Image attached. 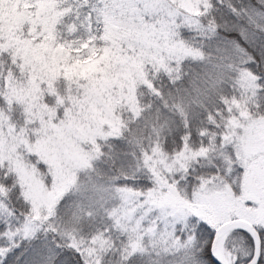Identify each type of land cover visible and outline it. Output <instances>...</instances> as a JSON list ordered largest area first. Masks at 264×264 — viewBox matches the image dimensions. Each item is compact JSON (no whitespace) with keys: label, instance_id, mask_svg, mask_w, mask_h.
I'll use <instances>...</instances> for the list:
<instances>
[{"label":"rangeland","instance_id":"obj_1","mask_svg":"<svg viewBox=\"0 0 264 264\" xmlns=\"http://www.w3.org/2000/svg\"><path fill=\"white\" fill-rule=\"evenodd\" d=\"M55 1L35 0L26 6L33 4L34 16L67 42L54 44V52L33 67L27 83L14 88L17 99L40 110V118L35 115L33 126L27 128L8 125L0 131V164L16 174L31 215L60 232L61 239L84 244L87 255L114 253L122 247L126 254L118 255L115 264L133 252L154 264H191L193 237H176L174 227L192 215L214 227L213 253L220 261L264 260V246L260 248L255 236L256 228L264 225V114H253L248 105L261 81L247 66L250 56L238 43H229L224 52L218 46L219 60L212 63L234 69L231 79L238 88L234 115L226 119L216 143L168 153L156 140L148 141L146 156L136 162L141 171L147 169L153 184L142 190L91 172L95 140L117 133L115 106L119 102L133 106L135 84L144 78L143 64L168 67L203 55L178 30L197 25L194 13L200 14L207 0H92L91 10L80 7L66 21L60 19L65 10L57 9ZM95 30L102 37L98 56L76 59L75 52L86 47ZM60 53L72 57L63 66L65 77L60 81H68L67 97L56 95L50 101L61 110L46 108L39 94L42 89L53 91L49 77ZM25 150L48 166L49 185L24 156ZM197 163L201 169L194 174ZM190 173L194 176H187ZM63 195L62 207L56 208ZM35 218L26 217V223L35 224ZM82 222L91 234L81 230ZM96 222L104 231L90 227ZM243 231L251 233L252 244L243 239ZM244 256H249L246 263L241 261Z\"/></svg>","mask_w":264,"mask_h":264},{"label":"trees","instance_id":"obj_2","mask_svg":"<svg viewBox=\"0 0 264 264\" xmlns=\"http://www.w3.org/2000/svg\"><path fill=\"white\" fill-rule=\"evenodd\" d=\"M27 2L34 4L35 0H0V131L8 125L17 130L23 126H33L35 115L39 120L40 110L28 108L22 100L17 99L19 93L14 88L27 83L33 74V67L54 52V44L64 46L67 42L64 38H56L48 30V24L35 17L34 5L26 6ZM92 4V0L55 1L57 9L65 10L61 21L68 20L80 7L91 10ZM194 17L197 25L181 27L178 32L188 45L203 55L181 59L168 67L148 62L143 64L144 78L135 84L133 106L124 102L115 106L120 120L117 133L95 140L97 152L91 167L94 175L114 184L142 190L153 184L147 169L141 171L136 162L146 156L148 141L156 140L161 149L168 153L183 146L200 148L218 141V133L226 119L234 115L232 102L238 93L237 85L231 79L234 69L212 64L219 60L218 46L221 52L229 43H238L246 49L250 56L247 66L258 74L261 81L254 101L248 105L253 114H264V0H207L200 14L194 13ZM95 33L86 47L75 52L79 54L76 59L98 56L102 37L97 30ZM91 47H94V51ZM38 55L41 57L37 59ZM56 57L49 77L55 87L52 92L42 89L39 94L44 96L46 108L54 106L61 110L58 104L51 105L50 101L56 95L61 99L67 97L64 87L68 88V81L66 78L65 83L60 81L65 77L63 66H68L72 57L61 53ZM234 65L239 66L238 62ZM212 67L216 68L215 71ZM69 90L73 93L74 88L71 90L69 85ZM25 152L24 156L45 176L44 181L49 185L47 176L51 173L48 166L31 151ZM196 167L198 169L194 174L201 169L198 163ZM187 176L194 175L190 173ZM64 201L63 195L56 208L60 207L59 204L62 207ZM28 203L21 193L16 174L1 163L0 225L3 228H0V260L18 244H23V250L16 254V264H55L65 252L69 254L63 256L61 264H115L118 255L126 254L121 247L114 253L105 250L96 257L87 255L83 250L84 244L76 246L65 238L61 239L58 237L60 232L51 230V226L31 215ZM28 216L37 219L36 222L32 219L35 224L26 223ZM94 224L90 226L92 229L104 231V225L98 222ZM81 225L85 233H92L86 226L88 224L82 222ZM174 229L176 237L187 234L193 237L191 264H219L213 253L215 229L208 221L192 215L185 222H178ZM238 232L241 233V230ZM242 235L252 244L250 232L243 231ZM255 236L262 248L264 225L256 228ZM34 238L41 242L39 249L33 247ZM235 242L241 245L237 240ZM247 243L246 248H249ZM57 244L59 248L55 246ZM248 260L249 256L241 259L243 263ZM121 264L154 263L133 252L127 254Z\"/></svg>","mask_w":264,"mask_h":264},{"label":"snow or ice","instance_id":"obj_3","mask_svg":"<svg viewBox=\"0 0 264 264\" xmlns=\"http://www.w3.org/2000/svg\"><path fill=\"white\" fill-rule=\"evenodd\" d=\"M0 228H3V225H0ZM2 235V233H0ZM35 239V238H34ZM57 248H59V245H55ZM34 248L39 249L41 247V242L38 239H35V243L33 245ZM23 250V244L16 245L15 248L11 249L7 255L3 257L2 260H0V264H16V254ZM31 251V249L29 250ZM69 253L65 252L62 253L59 260L55 262V264H61L63 260L64 255H68ZM75 264V262H73Z\"/></svg>","mask_w":264,"mask_h":264},{"label":"water","instance_id":"obj_4","mask_svg":"<svg viewBox=\"0 0 264 264\" xmlns=\"http://www.w3.org/2000/svg\"><path fill=\"white\" fill-rule=\"evenodd\" d=\"M256 254H257V252H256ZM216 260L219 262V264H225L224 262L220 261L217 257H216ZM255 264H264V260L260 261V262H257Z\"/></svg>","mask_w":264,"mask_h":264},{"label":"bare ground","instance_id":"obj_5","mask_svg":"<svg viewBox=\"0 0 264 264\" xmlns=\"http://www.w3.org/2000/svg\"><path fill=\"white\" fill-rule=\"evenodd\" d=\"M260 107V106H259ZM261 109V108H260ZM264 110V109H263ZM138 154V153H137Z\"/></svg>","mask_w":264,"mask_h":264}]
</instances>
